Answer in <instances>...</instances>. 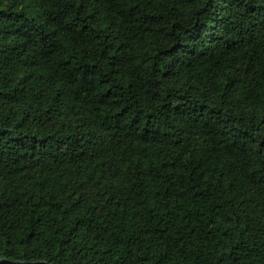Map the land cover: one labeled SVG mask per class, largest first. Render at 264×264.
<instances>
[{
    "label": "trees",
    "instance_id": "16d2710c",
    "mask_svg": "<svg viewBox=\"0 0 264 264\" xmlns=\"http://www.w3.org/2000/svg\"><path fill=\"white\" fill-rule=\"evenodd\" d=\"M0 264H264V0H0Z\"/></svg>",
    "mask_w": 264,
    "mask_h": 264
}]
</instances>
